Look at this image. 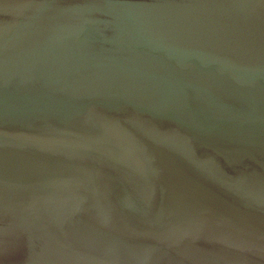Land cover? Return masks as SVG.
I'll return each mask as SVG.
<instances>
[{"label":"water","instance_id":"water-1","mask_svg":"<svg viewBox=\"0 0 264 264\" xmlns=\"http://www.w3.org/2000/svg\"><path fill=\"white\" fill-rule=\"evenodd\" d=\"M0 264H264V0H0Z\"/></svg>","mask_w":264,"mask_h":264}]
</instances>
